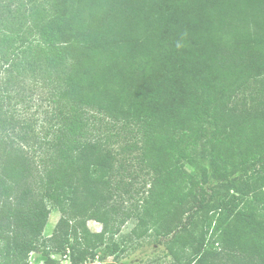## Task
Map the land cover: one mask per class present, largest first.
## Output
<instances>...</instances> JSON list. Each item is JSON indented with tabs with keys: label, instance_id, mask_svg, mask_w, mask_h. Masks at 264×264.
<instances>
[{
	"label": "trees",
	"instance_id": "obj_1",
	"mask_svg": "<svg viewBox=\"0 0 264 264\" xmlns=\"http://www.w3.org/2000/svg\"><path fill=\"white\" fill-rule=\"evenodd\" d=\"M33 16L17 28L0 19V70L19 71L0 87V264H29L40 248L70 264H94L102 245L116 252L118 202L144 188L123 174V148L88 133V111L108 129L144 130L125 144L151 177L123 212L138 237L170 236L178 264H264V0H49ZM22 52L29 64L13 57ZM29 70L55 90L43 136L17 107ZM251 87L250 104H228ZM50 205L60 217L45 236Z\"/></svg>",
	"mask_w": 264,
	"mask_h": 264
},
{
	"label": "rangeland",
	"instance_id": "obj_2",
	"mask_svg": "<svg viewBox=\"0 0 264 264\" xmlns=\"http://www.w3.org/2000/svg\"><path fill=\"white\" fill-rule=\"evenodd\" d=\"M48 5L49 0H0V19L8 18L10 20L9 26H14L15 28L20 25L27 26L32 24V19L34 17L33 12L35 9H45L48 8ZM31 40L34 41L33 38H31ZM24 56L28 60L27 63L29 64L32 59V53L22 52L19 53V56L13 55L18 62L23 60ZM32 63L34 66H37V64L33 61ZM5 67L0 70V87L5 83L7 78L19 73V71L16 72L12 67L10 70H7V67ZM26 74H28V77L25 79L27 97L26 100L21 102L17 107L22 110L20 111L21 117L23 119L30 118L28 120L29 122L36 123V130L39 133V136H43L51 123V111L58 109L57 103L52 99L54 95L50 92L55 90L53 89V85H51L52 83L47 84L45 82L44 76L41 72L34 76V74L29 70ZM252 95H254L253 87L239 92L228 102V104L230 106H241L242 103L250 104L252 101ZM85 116L86 118L84 119L87 120L86 122L88 123V125L86 124V129L89 131V134L106 133L113 139L114 142H116V148H118V150L123 148L120 155V157L123 158L122 160L125 162L123 174L127 175L129 169L136 174L135 178H132L135 186L137 187L135 191L141 190L140 187L147 190L150 187L149 182L151 179L148 175V164L140 163L139 160H133L130 162L129 156L132 153H130L131 151L125 147L127 142V144H130L134 140L133 138L135 135L136 137L141 136L145 138L142 127L135 123H126L124 120L118 123L117 127L108 129L107 126L104 125L106 122L102 119L100 114L88 111ZM51 137L52 135L50 134L49 138ZM36 145L38 146V144ZM137 152H139V150L134 149L133 153L135 154ZM33 153L37 154L38 159L41 156L42 158H46L48 160L50 155L54 152L48 145L40 152L38 150ZM182 165L187 172L193 175L199 174L198 167L194 165L193 162L185 160ZM211 181L215 182L213 179ZM221 185L222 184H220V186ZM144 190H141L143 191L141 193L135 192L131 203L127 202L125 204H121L118 202V214H116L115 223H112L118 227V231L114 236V241L118 244V248L114 254H111L107 251L105 245L100 246L97 249V254L99 255V260L102 264H178L173 259V256L167 248L170 236L166 237L164 235H158L155 228L151 227L144 236L138 237L134 233L135 230L138 231L141 229L136 225L138 218L133 216L127 217L126 213H123L124 210L129 209L128 207H135L139 201L143 202V200L148 197V193L144 194ZM125 197L127 196L125 195ZM140 204L142 205V203ZM139 214H142V211L139 212ZM209 215L212 216L213 214L209 213ZM206 216L203 213L198 214V220H202ZM59 217L60 212L58 208L54 205H50V213L44 227L45 236H50L53 233V229L58 222ZM214 217H217V215ZM179 220L184 222L185 215L183 214L182 216H179L177 221ZM87 226L92 232H100L102 230V224L96 219L88 220ZM42 250L43 248H40L30 254L29 264H70L67 257L68 253L64 254L62 252H52L50 256H47L42 252Z\"/></svg>",
	"mask_w": 264,
	"mask_h": 264
},
{
	"label": "built area",
	"instance_id": "obj_3",
	"mask_svg": "<svg viewBox=\"0 0 264 264\" xmlns=\"http://www.w3.org/2000/svg\"><path fill=\"white\" fill-rule=\"evenodd\" d=\"M93 263L94 264H102V262L99 259H96Z\"/></svg>",
	"mask_w": 264,
	"mask_h": 264
}]
</instances>
